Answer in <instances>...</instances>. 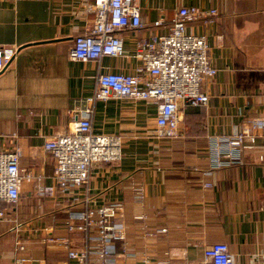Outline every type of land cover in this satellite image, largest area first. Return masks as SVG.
<instances>
[{
    "label": "crops",
    "instance_id": "crops-1",
    "mask_svg": "<svg viewBox=\"0 0 264 264\" xmlns=\"http://www.w3.org/2000/svg\"><path fill=\"white\" fill-rule=\"evenodd\" d=\"M136 2L143 26L122 32L125 55L78 61L70 58L74 40L94 24L88 0H0V50L12 53L0 72V147L19 148L20 168L38 179L23 182L20 201L0 222V264H17L20 257L28 264H66L68 248L59 239L75 249L86 245L84 234L64 227L69 210L114 201L125 205L126 226L115 251L128 253L117 264L202 263L216 242L228 244L235 264H264V140L225 168H211L209 140L241 130L248 117L264 116V0ZM191 6L218 12L209 22L189 23V31L207 37L219 69L205 85L208 103L181 112L182 136L159 140L152 134L153 102L95 101L92 129L121 135L122 159L96 163L88 184L67 195H43L38 188L54 182L46 141L69 130L100 74L135 72L141 65L137 42L166 33L177 11ZM137 184L143 201L133 196ZM17 238L25 250H16Z\"/></svg>",
    "mask_w": 264,
    "mask_h": 264
},
{
    "label": "built area",
    "instance_id": "built-area-1",
    "mask_svg": "<svg viewBox=\"0 0 264 264\" xmlns=\"http://www.w3.org/2000/svg\"><path fill=\"white\" fill-rule=\"evenodd\" d=\"M88 11L94 14L93 27L74 40L70 58L78 61L99 60L102 56L125 55L122 32L143 26L141 8L136 0H88ZM217 10H202L197 6L182 7L177 11L166 33L141 39L136 45V57L141 61L133 73L109 72L98 76L93 96L70 125L67 132L48 139L45 148L54 158L53 184L38 188L45 196L55 193L67 195L88 184L91 170L99 162H116L123 156V137L119 134L95 133L92 129L93 105L97 100L126 98L150 101L157 106L156 125L152 131L159 140L182 136L181 112L186 107L206 105L210 95L205 85L218 73L211 56V46L205 35L189 31V23L217 15ZM161 25L162 20L155 23ZM12 58V53L0 50V72ZM241 130L210 137L211 168H225L242 161L244 150L257 147L258 138L264 140V116L248 117ZM261 130V134L258 133ZM20 149L0 147V222L8 217L9 206L22 196V184L36 179L20 168ZM259 161L264 164V144ZM196 170L197 168H191ZM207 172H205L206 174ZM38 180V179H36ZM205 182L204 187H211ZM133 196L143 201V186L133 187ZM125 205L114 201L99 207H75L69 210L64 227L70 233L84 234L86 245L81 249L70 246V241L59 239L68 248V262L77 264H117L120 256L128 253L115 251L117 241L126 239ZM20 227V224L17 225ZM19 231L16 226L12 228ZM166 232L167 229L160 230ZM49 241H54L50 238ZM125 244V243H124ZM20 238L16 250H25ZM202 263L235 264L233 254L225 242H216L204 251ZM96 258L95 262L91 257ZM27 257L17 264H28ZM147 264V263H145Z\"/></svg>",
    "mask_w": 264,
    "mask_h": 264
}]
</instances>
